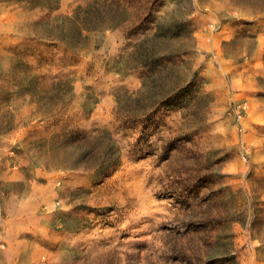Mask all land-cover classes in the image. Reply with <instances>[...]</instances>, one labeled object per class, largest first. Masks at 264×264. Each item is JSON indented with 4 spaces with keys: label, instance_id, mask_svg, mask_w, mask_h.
<instances>
[{
    "label": "rangeland",
    "instance_id": "rangeland-1",
    "mask_svg": "<svg viewBox=\"0 0 264 264\" xmlns=\"http://www.w3.org/2000/svg\"><path fill=\"white\" fill-rule=\"evenodd\" d=\"M0 264H264V0H0Z\"/></svg>",
    "mask_w": 264,
    "mask_h": 264
}]
</instances>
